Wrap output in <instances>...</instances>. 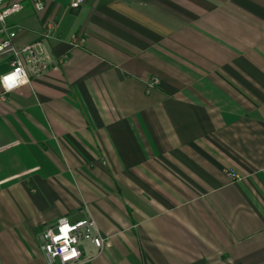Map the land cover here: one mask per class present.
<instances>
[{
    "label": "crops",
    "instance_id": "crops-1",
    "mask_svg": "<svg viewBox=\"0 0 264 264\" xmlns=\"http://www.w3.org/2000/svg\"><path fill=\"white\" fill-rule=\"evenodd\" d=\"M10 2L48 60L0 89V264L61 217L108 242L77 264H264V0Z\"/></svg>",
    "mask_w": 264,
    "mask_h": 264
},
{
    "label": "built area",
    "instance_id": "built-area-1",
    "mask_svg": "<svg viewBox=\"0 0 264 264\" xmlns=\"http://www.w3.org/2000/svg\"><path fill=\"white\" fill-rule=\"evenodd\" d=\"M34 10L41 11L44 8L43 0H29ZM85 0H69V7L78 9ZM22 9L19 2L5 3L0 0V55L10 57L9 70L0 73V89L2 92H10L28 81V75H39L47 66L48 56L45 54L42 41H36L22 48H16L14 44L15 33L8 25L7 20ZM47 32L54 29L52 23L46 25ZM47 35V34H46ZM157 83L152 79L150 86ZM233 180L241 177L229 172ZM39 247L50 264H77L81 257L79 242L89 241L97 248H102L107 241L100 238L95 221L91 217H85L76 221H69L61 217L54 223L40 227L38 234Z\"/></svg>",
    "mask_w": 264,
    "mask_h": 264
}]
</instances>
